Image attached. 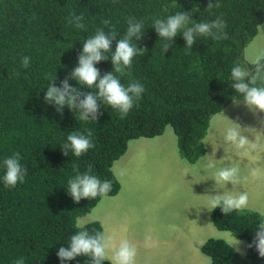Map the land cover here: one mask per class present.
Returning <instances> with one entry per match:
<instances>
[{
  "label": "trees",
  "instance_id": "obj_1",
  "mask_svg": "<svg viewBox=\"0 0 264 264\" xmlns=\"http://www.w3.org/2000/svg\"><path fill=\"white\" fill-rule=\"evenodd\" d=\"M219 2L218 9L205 11L207 0H0V177L3 160L13 153L20 154V163L28 169L25 180L13 188L5 187L0 179V264H14L20 257L24 264H86L88 258L83 256L64 262L57 257L59 248L67 246L80 230L77 220L102 198L73 202L67 181L75 175L74 164L81 173L91 166L93 175L111 180L113 188L106 197H113L120 184L112 167L132 140L162 136L170 126L181 159L194 165L205 154L203 140L211 118L233 101L242 103L231 87L230 70L237 63L251 67L244 61V50L257 35V25L264 23V0ZM181 11L190 12L192 22L222 16L228 39L198 37L187 51L181 30L163 54L153 21ZM73 13L84 14L86 30L68 23ZM129 17L144 21V37L134 42L147 51L133 58L132 68L120 79L125 86L130 80L144 86L139 101L123 118L101 102L96 122L80 121L78 113L67 107L57 113L44 101L48 84L56 76L59 87L69 76L84 40L97 28L105 32L114 28L117 39L122 38ZM104 20L111 24L105 27ZM111 54L106 55L110 58ZM25 56L31 58L28 68L21 67ZM96 67L102 76L112 70L111 60ZM68 83L80 87L75 80ZM80 91L97 90L80 87ZM89 130L93 148L80 157L62 154L68 133ZM210 216L219 232H229L247 245L263 219L254 211L223 214L220 208ZM84 227L90 233L102 231L99 222ZM200 252L211 258L210 264H264L254 246H246L241 256L220 239L207 240Z\"/></svg>",
  "mask_w": 264,
  "mask_h": 264
},
{
  "label": "rangeland",
  "instance_id": "obj_2",
  "mask_svg": "<svg viewBox=\"0 0 264 264\" xmlns=\"http://www.w3.org/2000/svg\"><path fill=\"white\" fill-rule=\"evenodd\" d=\"M262 47L263 32L245 48L244 61L251 64L256 56L264 54ZM221 112L238 123L242 131L251 129L243 133L249 141L246 145L237 147L224 139L231 124ZM221 112L211 118L203 140L207 150L194 165L180 158L170 126L162 136L130 141L126 153L112 167L120 184L118 194L102 197L89 214L78 220L85 221V225L99 222L114 244L128 240L137 248L135 264H210L200 247L209 239L229 244L233 236L219 232L211 216L199 211L201 204L207 203L202 196L247 192L248 207L264 219V113L249 110L237 101ZM224 166L239 168L238 184L215 181V172ZM120 170L123 176L118 175ZM189 228L196 230L191 233ZM246 246L242 241L238 254L245 255Z\"/></svg>",
  "mask_w": 264,
  "mask_h": 264
},
{
  "label": "clouds",
  "instance_id": "obj_3",
  "mask_svg": "<svg viewBox=\"0 0 264 264\" xmlns=\"http://www.w3.org/2000/svg\"><path fill=\"white\" fill-rule=\"evenodd\" d=\"M115 2V0H114ZM221 7L219 0L215 3L207 0L205 11L218 9ZM84 14H70L68 23L74 25L76 29L86 30L84 23ZM190 12H177L169 15L166 19L156 18L153 21L155 32L161 41V51L166 53L172 46L174 38L182 30V37L185 41L184 48L190 51L196 43L198 37H210L215 41L228 39L226 31L227 24L222 16L214 20H203L192 22ZM191 23V26L190 25ZM111 24L110 20H104L105 27ZM264 32V25H257ZM144 21L137 20L135 17L127 19L126 32L122 38L117 39L118 33L112 28L105 32L103 28H97L95 34L87 37L82 44V51L77 57V65L72 72L61 81L59 87L55 85L56 76L48 84L44 101L53 105L57 113H62L67 107L70 111L78 113L80 121H97L100 115L101 102L106 103L112 109L116 110L121 118L127 116L134 104L139 101L144 86L135 80H130L125 86L121 83L120 76L126 74V70L132 68L133 58L144 54L147 49L140 48L134 41H140L144 37ZM113 41L115 50L112 51ZM245 51V50H244ZM111 52L109 58L107 53ZM111 60L112 70L105 72L102 76L100 70L96 67L101 61ZM31 63L30 57L21 59V67L28 68ZM249 64V63H248ZM116 74H120L119 76ZM69 79L75 80L77 84L85 89L95 87L96 92H81L80 87H71ZM231 87L242 97L240 100L249 110L264 113V54L256 56L251 61V67L243 64H235L230 70ZM222 117L223 113L221 112ZM229 121L228 119H226ZM231 127L226 129L224 139L235 144L237 147H243L249 141L243 134L244 129L233 121H229ZM92 132L89 130L86 134L79 131H73L67 134L66 142L61 145V151L64 156L69 152L75 157H80L89 149L94 147L92 142ZM19 153H13L3 160L4 174L0 179L5 187L13 188L18 183H22L28 174V169L20 163ZM212 167L213 165H209ZM239 168L236 166H224L215 172V181L222 182L224 185L239 183ZM75 175L67 181V192L74 203H79L82 199H95L98 196L106 197L112 191L113 184L111 180H101L92 174L91 166L81 173L79 166L73 165ZM118 175L123 176L124 171L120 170ZM255 176L256 172L253 171ZM210 211L220 208L222 213H229L234 210H244L248 206L249 197L247 192L224 191L223 194L204 195ZM85 221L78 220L76 227L80 229L70 237L67 246L60 247L57 257L61 262L71 261L77 257H87L86 264H103L109 261V264H135L137 248L128 240H121L116 246L112 237L106 235L103 231L90 233L85 227ZM150 239V237L146 238ZM229 244L236 252H240L242 241L236 236L230 237ZM255 247L260 257H264V219L256 227L255 235L251 244L247 248ZM109 253L111 255L109 256ZM243 254V253H241ZM211 261V258H209ZM14 264H24V258L20 257L14 261Z\"/></svg>",
  "mask_w": 264,
  "mask_h": 264
},
{
  "label": "crops",
  "instance_id": "obj_4",
  "mask_svg": "<svg viewBox=\"0 0 264 264\" xmlns=\"http://www.w3.org/2000/svg\"><path fill=\"white\" fill-rule=\"evenodd\" d=\"M262 25H264V23L262 24ZM261 30L258 28V32H257V35L255 36V38L250 42V44L252 43V42H254L260 35H261ZM264 33V32H263ZM249 45V44H248ZM262 49H264V47H262ZM264 53V52H263ZM245 54V53H244ZM247 62H249L248 60H247ZM250 63V62H249ZM240 104H243V103H240ZM204 149H205V152H206V148L204 147ZM102 199V198H101ZM201 200V199H200ZM204 207H208L207 206V203H204V204H201V207L200 208H198L199 209V211H201V213H203L204 215H211V212L212 211H210L208 208H206L205 209V212L203 211V209H204ZM244 210H249V211H254V210H252L250 207H246V208H244ZM202 223H203V220L201 221ZM189 230L191 231V233L192 232H194L195 230H196V228H194V230L193 229H191V228H189ZM203 244V243H202ZM201 244V245H202ZM116 246H118L117 244H115ZM111 255V253H109V256ZM107 262H109V261H107Z\"/></svg>",
  "mask_w": 264,
  "mask_h": 264
},
{
  "label": "water",
  "instance_id": "obj_5",
  "mask_svg": "<svg viewBox=\"0 0 264 264\" xmlns=\"http://www.w3.org/2000/svg\"><path fill=\"white\" fill-rule=\"evenodd\" d=\"M238 102V101H237Z\"/></svg>",
  "mask_w": 264,
  "mask_h": 264
}]
</instances>
